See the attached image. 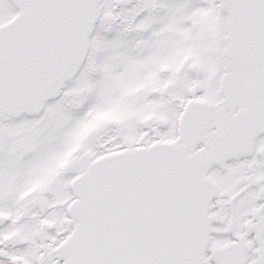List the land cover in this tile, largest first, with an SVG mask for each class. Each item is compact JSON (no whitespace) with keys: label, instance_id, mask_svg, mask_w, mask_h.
I'll return each instance as SVG.
<instances>
[{"label":"snow or ice","instance_id":"1","mask_svg":"<svg viewBox=\"0 0 264 264\" xmlns=\"http://www.w3.org/2000/svg\"><path fill=\"white\" fill-rule=\"evenodd\" d=\"M0 264H264V0H0Z\"/></svg>","mask_w":264,"mask_h":264}]
</instances>
